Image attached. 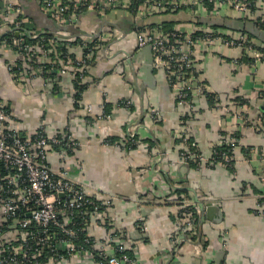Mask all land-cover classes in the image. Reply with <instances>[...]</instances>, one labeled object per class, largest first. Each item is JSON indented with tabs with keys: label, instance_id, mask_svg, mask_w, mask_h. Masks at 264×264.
<instances>
[{
	"label": "crops",
	"instance_id": "crops-1",
	"mask_svg": "<svg viewBox=\"0 0 264 264\" xmlns=\"http://www.w3.org/2000/svg\"><path fill=\"white\" fill-rule=\"evenodd\" d=\"M20 3L38 31L43 26L33 15L50 26V19L33 1ZM255 3V16H247V21L223 9L205 16L185 13L188 19L198 17L203 22L197 26L183 21L175 27L189 33L201 26L224 25L233 32L216 31L238 35L239 23L257 22L256 16L264 15V0ZM123 12H109L103 19L84 14L74 27L85 35L101 29L121 35L107 45L110 58L99 53L90 58L87 87L79 100L70 71L17 84L8 68L15 59L0 55V101L14 127L29 134L38 126L47 133L66 131L77 141L71 176L85 184L94 199L109 202L86 232L107 249L123 245L133 264H264L260 210L264 205V58L250 50L227 48L217 40L199 46L197 64L203 81L219 102L211 103L194 91L192 108L180 107L164 72L154 66L151 49L136 45V27L160 23L168 16L138 21L131 12ZM257 39H252L253 45L264 49ZM54 53L53 61L58 63L59 55ZM42 65L45 70L50 66ZM126 101L131 102L129 110ZM188 112L189 133L205 158L223 134L234 132L238 145L233 151V172L219 164L198 168L182 162L181 145L174 137ZM133 137L138 143L131 148ZM48 160L50 167L59 168L55 155ZM195 201L211 209L207 216L196 213L192 242L182 228L185 206ZM64 264L94 263L73 257Z\"/></svg>",
	"mask_w": 264,
	"mask_h": 264
},
{
	"label": "built area",
	"instance_id": "built-area-1",
	"mask_svg": "<svg viewBox=\"0 0 264 264\" xmlns=\"http://www.w3.org/2000/svg\"><path fill=\"white\" fill-rule=\"evenodd\" d=\"M206 1L211 4L210 9L205 6ZM34 2L52 22L65 28L78 26L84 14L90 13L103 19L116 10L129 11L138 21L165 12L184 11L190 15L205 16L223 9L238 17L253 18L257 10L255 0ZM256 18L264 31V15ZM136 28L137 47L151 49L153 64L164 72L173 98L180 107L192 108L194 91L205 96L210 94L197 64L196 51L199 46H209L217 40L227 48L236 47L245 52L250 50L257 58H264V53L254 47L252 38L247 35L225 36L205 26L189 33L175 26L165 30L161 24H143ZM0 30H3L0 55L11 54L15 59L8 68L17 84L45 74L70 71L74 83L84 88L89 79L87 66L90 58L96 53L110 58L112 53L107 45L121 36L116 30L101 29L87 35L70 36L62 32L46 37L24 15L20 0H0ZM7 33L10 35L5 36ZM54 52L59 55L58 63L53 61ZM45 63L50 64L46 70L42 65ZM216 99L213 98L214 104ZM124 105L128 110L132 108L130 101L124 102ZM224 108L226 112L229 111L228 106ZM242 120L246 121L243 117ZM13 122L0 101V264H40L37 261L42 257H47L48 262L54 264H64L73 257L94 264H133V259L121 244L115 245L112 250L107 249L106 245L88 234L81 243L76 241L77 220H83L88 226L97 214L109 206L108 201L100 202L90 196L88 187L71 176L69 169L78 148L77 141L66 131L47 133L42 126H38L33 134L23 133L14 127ZM189 123L188 112L174 137L181 145L182 162L195 164L198 168L204 164L228 167L234 163L233 151L238 145V139L233 137L234 132L223 134L220 142L211 148L208 158H205L189 133ZM137 143V138L133 137L129 144ZM221 146H226V149L217 152L216 147ZM51 155H55L59 161V168L49 166L48 158ZM260 210L264 214V205ZM184 212L182 229L190 239L196 231L192 214L199 212L198 205L188 202ZM32 225H36L38 230L31 229ZM189 241L193 242L191 239Z\"/></svg>",
	"mask_w": 264,
	"mask_h": 264
},
{
	"label": "trees",
	"instance_id": "trees-1",
	"mask_svg": "<svg viewBox=\"0 0 264 264\" xmlns=\"http://www.w3.org/2000/svg\"><path fill=\"white\" fill-rule=\"evenodd\" d=\"M22 1H27V0H22ZM34 2V0H28V2ZM250 2H252L253 0H249ZM35 3V2H34ZM205 6L206 7H208V9H210L211 8V4L210 3H208L207 1L205 2ZM117 11V10H116ZM120 12H122V13H124L123 11H121V10H119ZM24 13V15H26L25 14V12H23ZM185 13L186 12H184V11H178V12H165L164 14H162V15H167L168 17L167 18H165L164 20H162V22H160V23H157V24H161L164 28H165V30H171V28L172 27H174L175 26V24L176 23H178V22H185V21H188V22H193L194 24H196L197 26H200L201 25V22H203V21H201V19L200 18H198V17H194V19H192V18H190V19H188L186 16H185ZM28 16V15H27ZM132 18H134L133 17V13H131V15H130ZM246 21L248 20L247 18L245 19ZM51 21V20H50ZM133 23H135V22H133L132 21V25H133ZM257 27H258V29L260 30V31H262V32H264L261 28H260V26H259V24H258V20H257ZM148 25H150V26H152V25H156V23H148ZM71 28H73V27H71ZM211 29H222V30H224V31H231V32H233V30H231L230 28H228V27H226V26H224V25H221V27H219V26H216V25H212L211 27H210ZM74 29V28H73ZM230 29V30H229ZM42 32H44V35L46 36V37H50L51 36V34L50 33H48L46 30H42ZM235 32V31H234ZM237 33H239V34H242V35H247L248 37H250V38H252V39H257L254 35H252V34H250L249 32H247V31H240V32H238L237 31ZM10 35V33H7V34H5V36H9ZM258 40V39H257ZM262 42V41H261ZM260 45H262L263 47L262 48H264V42H262V44H260ZM255 47V46H254ZM256 48V47H255ZM257 49H259V50H261L263 53H264V49H261V48H257ZM247 60V59H246ZM75 85V90H76V93H75V96H76V98L75 99H77V100H79V98H80V95H81V93H82V91L85 89L83 86H80V85H77L76 83L74 84ZM206 97L209 99V101L212 103V101H213V95L212 94H207L206 95ZM5 110L8 112V109L5 107ZM177 141V140H176ZM130 145V144H129ZM133 146H135V145H130V147L132 148ZM226 149V146H221V147H216V151L217 152H220V151H224ZM190 164H192V163H190ZM195 165V164H194ZM196 166V165H195ZM233 167H234V163H232L230 166H228L227 168H230L231 169V171L233 172ZM181 193H184L183 191L182 192H180V193H178V194H181ZM192 216H193V218H194V221H195V223H196V218H197V216H196V214L194 213V214H192ZM82 227H83V230H82ZM75 228L77 229V231H78V237H77V239H76V241L78 242V243H81L82 242V240L84 239V237L87 235V232H86V229H87V226H86V224L83 222V220L81 221V220H77V222H76V225H75ZM31 229H33V230H38V227L36 226V225H32V228ZM82 230V231H81ZM46 249L44 248V251H45ZM127 252V251H126ZM127 254H128V252H127ZM97 258V257H96ZM46 262H48V258L47 257H42L40 260H38L37 261V263H46Z\"/></svg>",
	"mask_w": 264,
	"mask_h": 264
},
{
	"label": "water",
	"instance_id": "water-1",
	"mask_svg": "<svg viewBox=\"0 0 264 264\" xmlns=\"http://www.w3.org/2000/svg\"><path fill=\"white\" fill-rule=\"evenodd\" d=\"M35 20L39 21V25L43 26L42 29L46 30L48 33L50 34H55V33H62V32H70L73 34V36H77V35H85L84 32H80L79 30H75L71 27H60L58 25H56L54 22H48L50 26H44L42 25V20L40 19V17L33 15L32 17ZM240 27L238 28V30L240 31H247L250 34L254 35L256 38H259L261 40H263L264 38V32L260 31L257 27V23L253 22V23H239L238 24ZM151 71V69L149 68V72ZM196 204L198 205L199 208V213L200 216L202 217L203 215L207 216L209 214V210L211 209L209 206H207L206 209H204V206L201 202L195 201Z\"/></svg>",
	"mask_w": 264,
	"mask_h": 264
},
{
	"label": "rangeland",
	"instance_id": "rangeland-1",
	"mask_svg": "<svg viewBox=\"0 0 264 264\" xmlns=\"http://www.w3.org/2000/svg\"><path fill=\"white\" fill-rule=\"evenodd\" d=\"M262 42H264V38H263V40H261Z\"/></svg>",
	"mask_w": 264,
	"mask_h": 264
}]
</instances>
